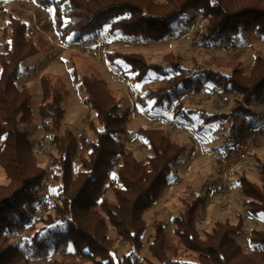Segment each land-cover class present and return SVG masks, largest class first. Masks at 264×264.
<instances>
[{"label": "trees", "instance_id": "obj_1", "mask_svg": "<svg viewBox=\"0 0 264 264\" xmlns=\"http://www.w3.org/2000/svg\"><path fill=\"white\" fill-rule=\"evenodd\" d=\"M32 1L43 9H53L60 37H70L74 42L106 27L124 36L158 42L173 35L175 25L185 23L190 13H196L203 26L194 42L203 49L224 43L231 51L212 55L198 69H187L186 60L172 54L164 58L163 65L148 64L137 54L112 53L109 58L124 63L138 80L150 74L160 79L155 89L137 97L141 106L153 103L154 108H165L183 122H193L194 114H198L195 116L205 125H218L221 131L232 120L235 125L241 121L233 147L248 132L264 130L263 114L254 109L256 104L264 106V57L255 59L248 75L241 59L242 36L250 32L264 36V0ZM8 30L6 52L0 55V168L7 180L0 184V264H264V228L251 232L249 252L235 238L244 229L242 218L236 225L217 222L203 237L196 225L203 199L195 195L184 201L185 211L174 218L173 231H168L165 223L153 224L155 233L148 249L155 262L140 260L138 252L145 245L144 216L169 186L172 168L185 147L163 128L140 129L150 155L138 160L132 152L126 153L121 136L128 130L130 110H123L107 82L79 78L76 71L74 82L85 88V103L97 120L89 123L96 140L90 141L85 132L79 136L71 130L61 132L69 92L62 79L42 76L38 115L57 151L50 159L51 173L59 183L54 212L44 219L32 207L48 178L33 152L28 132L33 123V97L27 87L17 86L22 63L38 54L40 45L22 19L11 17ZM201 94L236 105L229 113L221 112L217 100L215 111L188 109L186 98ZM229 149L227 145L223 152ZM259 170L260 185L245 175L238 182L246 211L252 216L262 215L264 221V165ZM112 179L119 183L113 190L115 201L106 199ZM109 223L116 232L115 239L109 237ZM26 229L34 233L23 246L10 243L9 235L18 236ZM118 242L131 245V252L117 257Z\"/></svg>", "mask_w": 264, "mask_h": 264}, {"label": "rangeland", "instance_id": "obj_2", "mask_svg": "<svg viewBox=\"0 0 264 264\" xmlns=\"http://www.w3.org/2000/svg\"><path fill=\"white\" fill-rule=\"evenodd\" d=\"M11 17L26 22L40 45L39 53L22 63L17 86L19 89L27 87L33 97L34 116L28 132L31 133L33 152L39 159L41 167L48 172V178L39 191V201L32 207L37 208L44 219L54 212L52 204L59 183L54 180L51 173L50 159L57 156V151L51 144L50 137L44 132L38 115L42 100L40 82L42 76L62 79L69 92L61 132L71 130L78 136L85 132L90 141L96 140L89 123L91 120L97 123V120L85 103L87 99L85 88L78 87L74 82L73 71H76L79 78L94 77L107 82L109 89L121 100L123 110H130L128 130L121 136L126 153L132 152L138 160L150 155V150L139 133L140 129L163 128L176 142L185 147L184 154L172 168L169 186L157 204L144 216L146 234L143 238L145 245L138 252L140 260L144 263L155 262L148 249L155 233L153 224L165 223L167 230L173 231L174 218L183 214L184 201L193 195L203 199L196 214V225L203 237L206 233L212 232L217 222L236 225L242 218L244 229L235 238L246 252L252 250L250 234L255 229H263L264 221L262 215L252 216L246 211L238 179L245 175L252 183L261 184L259 166L264 165V130L247 133L249 136L254 135V138L251 144L245 146L247 151L245 157L221 159L224 147L227 145L229 148L233 147L234 136L241 131V121L235 125L232 120L227 124L226 130L221 131L218 125H205L195 116L198 114H194L193 122H183L175 120L172 113L165 108H154L153 103H149L147 107L141 106L136 100L137 97H142L149 90L155 89L160 79L150 74L146 79L138 80L124 63L119 60L113 62L109 58V54L112 53L137 54L144 57L148 64L163 65L164 58L172 54L184 58L187 69H198L212 55L223 56L232 49H228L224 43L203 49L194 42L197 31L203 26L201 17L194 12L190 13L185 23L175 25L177 30L173 35L158 42L141 36H124L119 32H112L109 27L94 36L74 42L70 37L67 40L60 37L55 27L53 9H43L32 0H0V55L6 52L9 42L5 30L9 34L8 23ZM241 42L244 50L241 57L243 70L248 75L255 59L258 56L264 57V36L257 32L246 33L242 36ZM216 100L222 107V113L231 112L236 105L234 101L225 103L221 98L216 99L207 94L188 96L185 104L188 109L215 111ZM254 109L261 111L264 118L263 105L256 104ZM114 174H117V170ZM5 183L6 174L0 168V184ZM116 187H119V183L112 179L109 182L106 199L115 201L113 190ZM27 209H30L29 205ZM37 226L40 228L41 225ZM109 228V237L115 239L117 235L110 223ZM33 233L26 229L18 236L9 235L10 243L23 246ZM131 250L132 246L129 244L118 242L115 245L117 257H123ZM34 264L45 263L39 261Z\"/></svg>", "mask_w": 264, "mask_h": 264}, {"label": "built area", "instance_id": "obj_3", "mask_svg": "<svg viewBox=\"0 0 264 264\" xmlns=\"http://www.w3.org/2000/svg\"><path fill=\"white\" fill-rule=\"evenodd\" d=\"M254 138V135H247L243 140L238 142V144L232 148H230L226 153H223L221 159L228 160V159H234L233 156H241L245 157L246 152L245 146L252 143ZM236 159V158H235Z\"/></svg>", "mask_w": 264, "mask_h": 264}, {"label": "snow or ice", "instance_id": "obj_4", "mask_svg": "<svg viewBox=\"0 0 264 264\" xmlns=\"http://www.w3.org/2000/svg\"><path fill=\"white\" fill-rule=\"evenodd\" d=\"M53 13L55 14L54 10H53Z\"/></svg>", "mask_w": 264, "mask_h": 264}]
</instances>
